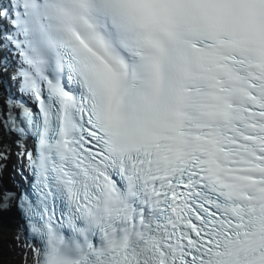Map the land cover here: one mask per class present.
<instances>
[{"label": "snow or ice", "instance_id": "obj_1", "mask_svg": "<svg viewBox=\"0 0 264 264\" xmlns=\"http://www.w3.org/2000/svg\"><path fill=\"white\" fill-rule=\"evenodd\" d=\"M5 213L20 264H264V0H0Z\"/></svg>", "mask_w": 264, "mask_h": 264}, {"label": "bare ground", "instance_id": "obj_2", "mask_svg": "<svg viewBox=\"0 0 264 264\" xmlns=\"http://www.w3.org/2000/svg\"><path fill=\"white\" fill-rule=\"evenodd\" d=\"M7 226L5 228V238L2 245H0V261L3 264H20V257L17 252L11 249L10 245L11 233L14 232L15 226Z\"/></svg>", "mask_w": 264, "mask_h": 264}, {"label": "water", "instance_id": "obj_3", "mask_svg": "<svg viewBox=\"0 0 264 264\" xmlns=\"http://www.w3.org/2000/svg\"><path fill=\"white\" fill-rule=\"evenodd\" d=\"M4 215H5V214H4ZM4 215H3V216H4ZM3 225L5 226V224H4V223H3ZM5 228H6V226H5Z\"/></svg>", "mask_w": 264, "mask_h": 264}]
</instances>
